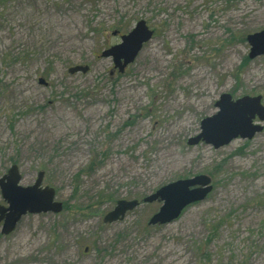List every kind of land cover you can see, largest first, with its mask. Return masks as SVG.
<instances>
[{"label": "rangeland", "instance_id": "rangeland-1", "mask_svg": "<svg viewBox=\"0 0 264 264\" xmlns=\"http://www.w3.org/2000/svg\"><path fill=\"white\" fill-rule=\"evenodd\" d=\"M139 21L153 37L120 73L101 54ZM262 30L264 0H0V179L43 172L62 204L0 223V264H264V121L250 140L187 144L223 94L264 106L246 41ZM199 175L211 192L168 224L148 225L158 201L103 222Z\"/></svg>", "mask_w": 264, "mask_h": 264}, {"label": "water", "instance_id": "water-1", "mask_svg": "<svg viewBox=\"0 0 264 264\" xmlns=\"http://www.w3.org/2000/svg\"><path fill=\"white\" fill-rule=\"evenodd\" d=\"M113 35H116L115 33ZM153 37V31L144 21H139L126 35L120 36V43L104 50V58H111L113 68L122 73L131 64ZM248 58L253 59L264 55V30L248 35ZM87 66H75L68 70L69 74L87 73ZM42 84L43 81L40 80ZM219 112L205 118L200 124V134L187 141L190 146L200 142L218 149L236 138L252 139L263 130V126L254 123L264 121V106L261 96H244L231 100L229 94H223L216 102ZM21 176L18 168L12 165L0 179V193L7 207L0 206L1 234L8 235L14 231L20 219L26 214L53 213L62 211V204L55 201V192L49 187H42L43 172L37 174L34 184L21 187ZM209 177L199 175L191 179L178 180L159 188L155 193L137 200H119L114 208L103 217V222L112 224L123 220L125 215L141 203L162 202L159 210L149 219L148 225H165L181 215L188 206L203 201L211 192Z\"/></svg>", "mask_w": 264, "mask_h": 264}, {"label": "bare ground", "instance_id": "bare-ground-1", "mask_svg": "<svg viewBox=\"0 0 264 264\" xmlns=\"http://www.w3.org/2000/svg\"><path fill=\"white\" fill-rule=\"evenodd\" d=\"M128 90H132L131 88H129Z\"/></svg>", "mask_w": 264, "mask_h": 264}]
</instances>
